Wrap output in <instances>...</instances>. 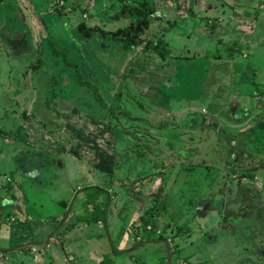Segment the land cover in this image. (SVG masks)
I'll return each mask as SVG.
<instances>
[{
  "label": "rangeland",
  "instance_id": "374dc122",
  "mask_svg": "<svg viewBox=\"0 0 264 264\" xmlns=\"http://www.w3.org/2000/svg\"><path fill=\"white\" fill-rule=\"evenodd\" d=\"M143 2L156 9L151 25L140 33V44L126 48L113 32L136 23L134 11ZM125 7L129 12L122 11ZM225 16L212 0H0V134L13 137L15 127L13 134L28 136L36 145L37 138L51 142L50 148L43 143L18 150L10 139L0 138V264H71L75 237L112 259L115 251L105 242H113L117 233L125 248L136 245L134 223H147V213L142 215L152 195L167 202L155 220L157 226L170 224L163 230L168 244L155 253L163 260L186 264L176 254L179 245L194 256L190 262L211 254L214 260L208 264L236 258L232 264H264V224L242 231L239 221L248 211L252 218L264 217V208L257 213L250 207L251 198H264V106L255 105L259 91L252 84L259 78L248 76L237 62L257 60L248 51L232 57L225 42L217 45L214 31ZM209 17H220L212 31L205 25L213 22ZM237 21L236 33L249 31ZM82 24L94 29L88 39L81 37L86 34ZM77 66L107 95V107L99 104L97 92L80 84L83 73L78 74ZM235 94L254 100L245 109L234 108L228 96ZM65 112L72 115L65 117ZM252 146L262 166H255L248 181L241 177L245 169L232 168L252 153ZM35 170L38 181L47 185L60 170L61 185L69 190L104 186L110 195L103 221L109 234H100L101 221L89 225L80 220L82 227L73 235L68 226H77L76 210L69 204L50 205L46 190L37 189ZM161 171L166 175L163 188L160 177L159 184L150 182ZM244 181L247 186L239 190ZM26 185L42 199L30 204V213L16 197H24ZM87 193L88 188L76 205ZM210 199L215 200L211 222L200 226L196 215L205 212L202 202ZM230 200L233 210H222L221 203ZM84 207L85 212L77 213L86 214ZM237 208L242 212L234 220ZM179 228L181 233L175 234ZM228 232L233 237L224 240L221 252L232 255L223 258L216 246ZM47 247L50 254L43 250ZM139 248L131 252L142 260ZM151 259L162 263L158 256ZM150 261L146 264L154 263Z\"/></svg>",
  "mask_w": 264,
  "mask_h": 264
},
{
  "label": "crops",
  "instance_id": "0c3cea01",
  "mask_svg": "<svg viewBox=\"0 0 264 264\" xmlns=\"http://www.w3.org/2000/svg\"><path fill=\"white\" fill-rule=\"evenodd\" d=\"M212 2L215 5L221 7L224 10V12H226V15H227L224 17L225 18L224 24L219 21L220 17H215V18L209 17L208 18L209 20L213 19V21H215V23L214 22H213V24L211 23L212 26L208 27L211 31L213 30L214 25L219 24V22H220V26H219L218 30L216 29L214 31L215 36L213 37V39L217 38V45H220L221 42H225L226 50H227V52H229V54H231L232 57L235 56V54L238 51H240L242 53H245L248 51L249 54L251 53L253 55V58H255L257 60V63H255V62L253 63L252 62L253 60H251V59H248V61H237L236 59H234L235 61L240 63L243 68H245L244 72L245 73L247 72L249 74L248 76H250L254 79L255 75H256L259 78L256 83H253V84L251 83V84L253 86H255V89H258V91H259V95H257L258 96L257 101L255 99V105L258 104V106H260V107H261V105L264 106V66H263V63H264V7L260 10V8L262 7V4L264 5V0H212ZM240 3H243V6H241ZM211 8H209L208 10H210ZM61 14H64V13H61ZM238 19L241 20L243 23V26L245 28H248V30H249L248 32L246 31L245 34H243V35L238 30L236 33L235 25H238V21H237ZM204 20H205V18H204ZM102 36H104L105 39L110 38L108 36L105 37V35H102ZM81 37L87 38V39L89 38V37H83V35ZM239 37H247V38L239 39ZM107 40H109V39H107ZM112 40H115V39H112ZM241 45H245L247 47V50L246 49L241 50L240 49ZM253 45L256 46V49H253L254 48ZM124 46L126 48H128L126 45H124ZM257 54H259V57L256 56ZM219 56H220V54H219ZM68 65H71V62L68 61ZM77 68L80 69V71H78V74L81 72L83 73L80 66H77ZM237 73L241 74L240 69H239V72H237ZM79 77H83L82 79L79 78L78 80L80 81V84L83 85L84 87H86L88 89H92V90H94V92H96V91L93 88V86H97V88L99 89V86L95 85L92 81L87 79L85 77L84 73H83V76H79ZM227 84L230 85V82L229 83L227 82ZM248 84H250V83H248ZM245 90L247 92L249 91L247 86L245 87ZM99 91H100V89H99ZM100 96L101 97H99V104L101 103L103 106L107 107L108 106L107 95H105L103 92H100ZM228 97L230 98V101H231L230 104L233 105L234 108L237 107V108H241V109H245L246 106H248L250 104V101L254 100V98H253L254 96L250 97L248 95L243 96L241 99H239V95H237V94L230 95ZM245 100H247V101H245ZM94 107H96V106H94ZM65 113H66V114H64L65 117H69V115H72L71 113H68V112H65ZM83 115L85 117V114H83ZM216 118H218V117H216ZM227 120L230 123V125L232 123H234L231 118H229ZM16 126L18 128H20L22 125L19 123ZM29 126H30V124L28 125V127ZM13 129H12L13 137L11 136V134H9V136L6 137L8 135L7 132H2V134H0V138H2V140L10 139L12 141V144L15 145L18 150H20V148H25V150H26V149H28V147L32 148L34 146L41 145L43 143L48 144V148H50L49 144H51V142L49 140H46V142H44L42 139H39L34 135L38 139L37 145H36L35 143H33L28 138V136L20 135L19 133H17L18 135L13 134ZM249 139H248V141H249ZM250 142H253V140H251ZM258 142L261 143V140H258ZM30 143L34 144V145H31ZM38 147H40V146H38ZM42 147L45 148V146H42ZM48 148L46 147L45 149H47L49 151ZM51 148H52L51 150L56 151V147H51ZM250 151H252L251 154L249 153L246 158L243 157V159H241V162L239 164L235 165L234 168H232V172H237L238 169H240V168L245 169L244 170L245 172L241 175V177H244V176L248 177L249 179H246L248 181H251L250 179L253 178L251 176V174H255L254 170H253L255 168V166L257 164H258V166H262V165H260V159L257 157L258 149L255 148V146H252V149ZM57 154H61V153H57ZM59 161H61L60 158H59ZM227 161L229 162V161H231V159L227 158ZM248 167H252V171H253L252 173L248 172V170H247ZM152 168H155V167H152ZM57 169H59V168L57 167ZM59 171L60 170L57 171V174L55 175L54 182L51 185H47V184H45V182L40 183L41 181H38V179H37L40 177L38 176V171H36V170H35V173L32 174V176H33L34 180L37 179V182H35L37 184V189L38 190H46L47 193L45 194V199L47 200L49 198V204L50 205L60 207L61 205L64 206L65 204H67V205L69 204L70 209L73 208L76 210V212L75 211L74 212L77 214V223H76L77 226H75V225H69L68 226V229L72 228L73 230H75L72 234L76 235V232L80 231L79 229L82 227V226H79V225H81V223L79 222L80 220L84 224H89V225H92L94 223H98L100 221L105 222L106 216H107V212H106L107 208L105 209L103 218L98 220V222L89 223L86 220L87 217L80 219L81 216H86L87 214H90L91 212H89V210L94 208L93 205L91 206L92 201H91V203H89V199H90L89 192L83 197L82 202H80L79 205H76V200L79 198V195L80 196L82 195L81 194L82 191L86 188H89V187L98 188L100 191L102 190V191H104V193L108 194V191L105 190L104 186L95 185V186H88V187H85L82 189H77L76 191L69 190V187H63L61 185V182H63L64 178L60 179V175L58 174ZM62 172L64 174V171H62ZM164 175L165 174H163V171H161V173L155 172L151 176L150 182H152V183L155 182L156 184L157 183L159 184L158 177H160V178H162V183L160 182L161 188H163L164 182L166 181L164 179V177L166 175L165 176ZM186 179H185V181H186ZM39 180H42V179H39ZM38 183H40V184H38ZM36 184H34V185H36ZM246 184L247 183L245 181L240 182L238 185V187H239L238 189L242 190L245 186H247ZM23 194H24V197L21 195H17L16 197H17L18 201L19 200L21 201L23 206H25V204H26L24 211L28 210V213H30V211H34L32 209V207L30 206V204L32 202L38 204L39 202L42 201V199L37 198L35 196L34 191L28 185H26V192H24ZM224 194L227 196L232 195V193L229 194V193H227V191H225ZM233 194H235V193H233ZM155 196L152 195L150 197V202H151V199H152V202L146 207V211L144 212V214L142 216H144L145 213H147V216H148L149 211H151V208H156V211H155V213H156L155 220H156V217L159 214V212L161 210L165 209L167 202H165L162 198L159 199V197H157V196L155 197ZM108 198H110L109 194H108ZM234 198H236V197H234ZM95 199H97V197H95L94 200ZM213 201H215V200L210 199L207 202H202L203 205H205V207H204L205 212H203V214L199 213L198 215H196V219H198V223L200 224V226L211 222L210 217L213 215V213H211V215H210V211L212 210L211 208L213 205H211V203ZM243 203H244V201H243ZM17 204L20 205L19 202ZM221 204H223L221 206L223 208L222 210L226 211L228 209H232L231 205L233 204V201L230 200V201H226L225 203L223 202ZM250 204H251L250 207H252L253 211H256L257 213H261L262 208H264V198L261 199L260 197L257 198L255 196V197L250 199ZM88 205H89V207H87ZM84 206H86L88 208L86 214L77 213V211L82 212V209H85ZM239 207H243V206H239ZM243 210H245V208H243ZM3 211H4V209H3ZM17 212L19 213V211H17ZM236 212H238V213L236 214V216L233 217L234 220H236L240 216L239 212L241 213L242 211H241V209L237 208ZM249 213L250 212L248 211V215L246 217H244V218L241 217V219H239V221H242L241 222V225L243 226L242 231L248 230L250 228V226L254 225V223L255 224H264V217L259 218V216H258V217L252 218V216H249ZM9 214L10 213H7L6 215H9ZM36 215L40 216L39 214H36ZM227 219H228V217L226 215H224L223 223L226 224L225 221ZM256 219H258V220H256ZM188 221H189V219H188ZM83 223H82V225H83ZM153 224L155 226L158 225V224H156V222H154ZM241 225H240V228H241ZM100 227L102 229H104V232H100V234L102 236H107L109 234L110 230H108L106 223L102 224ZM226 227H228V226H226ZM134 228L136 229L135 236H134V243H136V245H134L132 247H130V245H131L130 244L129 247L125 248V245L123 243V240L120 237V234H117V233H114L115 238H114L113 242H108V241L105 242V239H104L105 244L109 245L110 247H113V251H115L112 259H109V257L105 258L104 257V256H106V255H104L105 253H102L101 249L98 246L93 245V244L88 243V242H85V240L82 238L79 240V237H75V238H77V241H75V243L72 242L71 243L72 246H70V248L73 249V253H74L73 258H71V264H101L106 259L110 260V262L108 264H143L144 261H145L144 264H146V263H148L149 260H152L150 262L155 263V261H153V259H151V257L154 258L156 256H158L159 259L161 260V262H162L161 264H180L181 260L174 261V259H171V262H170L169 260H167V258L165 260H163V258H162L163 255L161 257L160 255L155 254L156 251H159V250L161 251V250L165 249L164 245L168 244L167 240L163 236V233H162V235H153L152 234L153 231H150L149 229H147L146 224L144 227H141V226L137 225L136 223H134ZM160 228L161 229L164 228V230L167 231V228L168 229L170 228V224L169 225L168 224H160ZM102 229H101V231H102ZM181 230H182L181 228L177 229L175 234L178 233V235H179L181 233ZM231 235L228 232L225 235L222 234L221 238H218V239H221V243L216 246V249H217L216 253L218 254V256L225 258V257L232 255L229 252H227V253L221 252V251H223V249H222L223 246L226 244V242H225L226 239L228 237L229 238L233 237ZM139 236L142 237L141 240H138L137 237H139ZM118 237L120 239H118ZM222 240H223L224 244H222ZM162 242H164V244H162ZM142 244H145V245L141 246ZM139 245L141 247L139 249L143 248V250H144V252H143L144 257L142 260L140 257H137L136 254H134V252H131V250H133V249L137 250ZM173 246H174V244L171 245L170 247L172 248V250L174 252L175 248ZM218 246H221V247H218ZM49 248L47 247V248H44L43 250L45 252L49 253V250H50ZM67 248H69V247L67 246ZM186 251H188V249H186V246L184 248L179 247V245L177 246L176 254L179 255V257H182V255H183V257H185L187 260L186 264H208L206 262H211L214 260V259H212V260L209 259L211 254L209 256L207 255L208 258L206 260L205 259L202 260V258L204 257L205 254L198 255L196 253L199 256L198 259L190 262L189 259L194 257V256L192 254H189V253L187 254ZM42 257L43 256H41V258ZM61 257H63V256H61ZM205 257H206V255H205ZM58 260L60 262L59 258H58ZM75 260H79V262L76 263ZM216 260L219 261L218 259H216ZM236 260H237V258L235 260L232 259L230 261V263H224V264H232ZM121 261H123L124 263H121ZM157 263H155V264H157ZM40 264H42V263H40ZM211 264H213V262Z\"/></svg>",
  "mask_w": 264,
  "mask_h": 264
},
{
  "label": "trees",
  "instance_id": "16d2710c",
  "mask_svg": "<svg viewBox=\"0 0 264 264\" xmlns=\"http://www.w3.org/2000/svg\"><path fill=\"white\" fill-rule=\"evenodd\" d=\"M264 7V6H263ZM124 13L129 12V10L125 8L122 9ZM156 11L155 7H153L151 4L148 2H143L141 6L135 9L134 12H136L139 16V19L136 23H130L127 26H123L118 28L115 32H113L114 38L119 41L125 42V45L128 47L129 45H138L142 41L140 39V33L145 32L147 28L150 27L151 23V15ZM215 23V21H213ZM213 22H211L213 24ZM211 23H206L205 25H208V27L212 26ZM81 31L85 32L86 34H82L83 37H90L92 35V31L94 29H87L85 25L82 24L80 27ZM157 47L161 46V43H158L156 45ZM55 48V47H54ZM91 86V85H90ZM95 91L98 94V99L100 96V91L97 88V86H93ZM99 92V93H98ZM249 173H252V167L247 168ZM252 177H254V174H251ZM89 192V203H91V206L93 205L94 208H92V211L90 214H87L86 216H81L80 219L86 218L87 217V222L93 223V222H98L101 218H103L105 209L109 205V198L108 194L104 193V191H100L98 188H88ZM104 194L106 196H104ZM97 197V199L94 200V198ZM89 207V205L87 206ZM156 208H151V211H149V214L147 216V223L151 224L152 230L150 231H157L160 235L163 233V229L160 228V226H155L153 223L155 222V216H156ZM82 212H85L84 209H82ZM5 216L3 215V220H5ZM178 234V233H177ZM142 239V237H141ZM110 260H104L101 264H108Z\"/></svg>",
  "mask_w": 264,
  "mask_h": 264
},
{
  "label": "built area",
  "instance_id": "2783aa9c",
  "mask_svg": "<svg viewBox=\"0 0 264 264\" xmlns=\"http://www.w3.org/2000/svg\"><path fill=\"white\" fill-rule=\"evenodd\" d=\"M148 229H149V230H152V226H151V225H149V226H148ZM138 239H139V240H141V237H138ZM168 240H169V241H172V238H171V237H169V238H168Z\"/></svg>",
  "mask_w": 264,
  "mask_h": 264
}]
</instances>
